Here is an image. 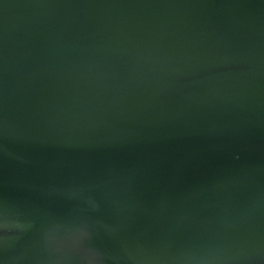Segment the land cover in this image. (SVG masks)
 <instances>
[{"label":"water","instance_id":"water-1","mask_svg":"<svg viewBox=\"0 0 264 264\" xmlns=\"http://www.w3.org/2000/svg\"><path fill=\"white\" fill-rule=\"evenodd\" d=\"M0 264H264V0H0Z\"/></svg>","mask_w":264,"mask_h":264}]
</instances>
